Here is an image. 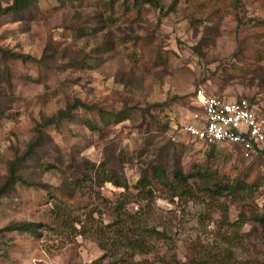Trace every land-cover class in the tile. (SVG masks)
I'll return each instance as SVG.
<instances>
[{"label": "rangeland", "instance_id": "374dc122", "mask_svg": "<svg viewBox=\"0 0 264 264\" xmlns=\"http://www.w3.org/2000/svg\"><path fill=\"white\" fill-rule=\"evenodd\" d=\"M244 1L233 7L223 0H180L168 11L172 0H160V11L137 8L132 0H34L25 19L0 15L1 46L35 58L51 50L43 64L11 60L10 84L0 82V176L33 138L36 123L67 103L131 109L116 125L76 108L75 119L45 127V152L25 170L41 185L18 183L0 202V228L32 221L42 223L41 232H0V264L114 258L118 264H264V231L250 216L264 211V159L252 162L231 145H206L179 131L198 87L248 97L264 114V23L248 24L264 18V0ZM159 146L167 162L180 155L184 172L208 170L217 182L243 180L251 188L220 195L190 180V193L173 196L151 185L152 197L142 199L135 186L140 168ZM84 159L115 166L126 186L81 179ZM77 177L82 181L75 187ZM153 229L165 230L166 238ZM129 236L143 246L131 249Z\"/></svg>", "mask_w": 264, "mask_h": 264}, {"label": "trees", "instance_id": "16d2710c", "mask_svg": "<svg viewBox=\"0 0 264 264\" xmlns=\"http://www.w3.org/2000/svg\"><path fill=\"white\" fill-rule=\"evenodd\" d=\"M9 1V0H7ZM130 0H124V4H126ZM180 0H172L171 4L169 5L168 11H173L177 6ZM188 1V0H185ZM224 2H228V4H232L233 7L243 6L245 4L244 0H223ZM134 6L139 8L143 4L152 5L155 8L163 10V5L161 4L160 0H132ZM34 4V0H11L10 3L6 5L1 4L0 0V15H9L12 16L15 20H21L28 17V15L32 12V6ZM139 9H137V12ZM165 10L164 14H167V10ZM239 22H241L240 18L235 14V16ZM249 25L260 24L264 23L263 19H248ZM264 25V24H263ZM51 57V50L49 46L44 48L41 56L39 58H35L29 54L13 51L12 49L1 46L0 45V82L6 81L9 82L10 77V68L9 62L11 60H20L22 62L30 61L35 62L38 64H43L46 60ZM195 91L193 93V96ZM213 95V94H212ZM241 98H247L250 102L252 100L248 97H240V98H231L239 100ZM230 99V98H228ZM149 107V106H147ZM76 108H82L86 112L95 111L96 115L98 116L97 123L102 122L103 124H118L123 122L126 119H129L131 116V109L130 107L125 104L120 109H110L106 110L102 107L96 106L95 104H90L80 99H75L73 103H67L64 108L58 109L55 113L49 116H43L40 122H37L34 126V136L31 140L26 144L22 153L15 155L12 159L7 160L5 173L0 176V202L4 198H11L16 191V185L18 183L29 186V187H36L37 185H41L39 182H35L34 180L27 177V173L25 172L26 162L27 161H34L41 158L40 152H45V143L49 138V135L45 132V127L49 125L59 126L65 120H72L76 118V112L74 111ZM148 109V108H147ZM146 108L142 109V113L148 111ZM152 118L155 119V116L150 114ZM86 124L90 126L92 129H95L96 123L91 122L90 120L86 121ZM191 138V136H189ZM150 138V137H149ZM193 139V138H191ZM195 140V139H193ZM196 141V140H195ZM174 144V142L170 141ZM181 149H183V145H178ZM214 146V145H211ZM176 147V144H175ZM175 147L173 149H175ZM155 155L153 158L143 161L141 168H140V180L135 185L139 188L140 197L142 199H148L152 197L153 189L151 185L160 186L161 188L172 190V195L177 196L181 193H190L191 190V183L190 180L193 182H197L198 186L204 190L205 192H214L217 194H223L225 191L229 192H236L237 190H243L245 187L248 186L250 189L251 187L245 183L243 180H236L235 183H222L217 182L214 178L213 174L209 173L208 170L205 171H194L190 170L184 172L180 165V155L173 159L171 162H167L165 158L162 156L163 154V147H155ZM143 151H140V153ZM139 153V154H140ZM120 157L116 159L119 160ZM264 155L260 154L259 156L252 159V162L263 160ZM85 170H82V177L81 179H89L94 180L97 183L102 184L106 181L113 183L116 186L125 187L126 183L122 176L118 173L117 169L110 166L107 161H103L100 164L96 165L94 162L87 161L84 159L82 161ZM48 167H53L51 165H47ZM47 167V168H48ZM75 182V187L82 181L79 177H77ZM73 182V184H74ZM61 190V193L64 195L69 194ZM70 198V197H69ZM117 210V206L114 207ZM225 214V213H224ZM239 216H242L241 214ZM251 220L253 223L258 224L262 227L264 231V211L261 212H254L251 215ZM244 220H242L243 222ZM42 223H36L32 221H13L9 222L4 227L0 228V232H15L19 234L28 233L33 236L40 235V226ZM116 231H119L121 234L124 233V229L122 226L117 225L115 227ZM166 231H157L153 229V233L156 236H162L166 238ZM127 246H129L134 251L143 246L142 240L139 238H133L132 236L126 237ZM114 256V255H112ZM113 258V257H112ZM120 259L114 258L112 261H107L103 263L101 259L94 260L90 263L85 264H118ZM211 260V259H209ZM209 260H202V259H191L186 264H215L213 261Z\"/></svg>", "mask_w": 264, "mask_h": 264}, {"label": "built area", "instance_id": "2783aa9c", "mask_svg": "<svg viewBox=\"0 0 264 264\" xmlns=\"http://www.w3.org/2000/svg\"><path fill=\"white\" fill-rule=\"evenodd\" d=\"M179 131L206 145H231L245 158L264 155V114L247 98L228 99L198 87Z\"/></svg>", "mask_w": 264, "mask_h": 264}]
</instances>
